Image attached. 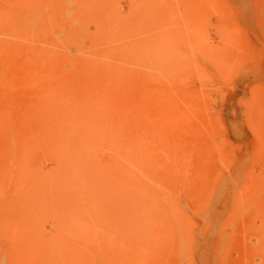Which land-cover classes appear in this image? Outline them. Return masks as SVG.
<instances>
[{
  "label": "rangeland",
  "instance_id": "obj_1",
  "mask_svg": "<svg viewBox=\"0 0 264 264\" xmlns=\"http://www.w3.org/2000/svg\"><path fill=\"white\" fill-rule=\"evenodd\" d=\"M0 1V264H264V0Z\"/></svg>",
  "mask_w": 264,
  "mask_h": 264
},
{
  "label": "bare ground",
  "instance_id": "obj_2",
  "mask_svg": "<svg viewBox=\"0 0 264 264\" xmlns=\"http://www.w3.org/2000/svg\"><path fill=\"white\" fill-rule=\"evenodd\" d=\"M5 1H6V0H5ZM12 1L15 2V5H14L15 9H14V10H15V11L17 10L18 14H21L20 16H24V17L26 16V17H27V11H26L27 8H26V6H24L26 3L24 2L25 4H24V5H21L22 0H12ZM24 1H25V0H24ZM26 1H27V0H26ZM0 2H1V1H0ZM2 3H3V2H2ZM6 3H7V2H6ZM16 6H17L19 9H16ZM14 7H13V8H14ZM25 8H26V9H25ZM11 9H12V8H11ZM7 10H8V9H7ZM8 12H9V11H8ZM22 14H23V15H22ZM20 18H21V17L18 18V21H19ZM12 25H14V24L8 25L7 28L9 29V26H12Z\"/></svg>",
  "mask_w": 264,
  "mask_h": 264
}]
</instances>
